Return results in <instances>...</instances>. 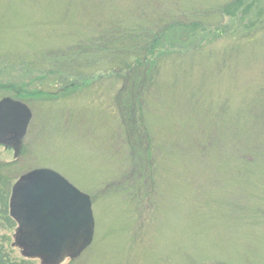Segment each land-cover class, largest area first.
<instances>
[{
  "label": "rangeland",
  "instance_id": "1",
  "mask_svg": "<svg viewBox=\"0 0 264 264\" xmlns=\"http://www.w3.org/2000/svg\"><path fill=\"white\" fill-rule=\"evenodd\" d=\"M140 59L163 67L152 148L125 123L143 78L118 74ZM5 98L33 113L20 158L0 145L12 260V188L48 169L93 203L94 242L62 264H264V0H0Z\"/></svg>",
  "mask_w": 264,
  "mask_h": 264
},
{
  "label": "water",
  "instance_id": "2",
  "mask_svg": "<svg viewBox=\"0 0 264 264\" xmlns=\"http://www.w3.org/2000/svg\"><path fill=\"white\" fill-rule=\"evenodd\" d=\"M30 108L11 98L0 101V145L15 158L32 120ZM10 214L18 224L14 246L26 259L61 264L78 259L92 245L95 218L89 195L48 169L22 175L12 188Z\"/></svg>",
  "mask_w": 264,
  "mask_h": 264
},
{
  "label": "trees",
  "instance_id": "3",
  "mask_svg": "<svg viewBox=\"0 0 264 264\" xmlns=\"http://www.w3.org/2000/svg\"><path fill=\"white\" fill-rule=\"evenodd\" d=\"M248 39H250V38H247V40ZM160 43L161 42H159V44ZM157 46H159V45H157ZM143 48L147 49L149 53L153 50L152 47L150 48L149 45L147 46L146 44H143ZM156 48H154V49H155V51H157L158 54L162 53L160 46L156 47ZM143 50L144 49H142V51ZM141 53H142L141 51L138 52L139 55H135L133 58L134 59L139 58V56H141ZM143 62H145V59L138 60L137 61V67H134V68H133L132 65H129V63L128 64L125 63L124 66L123 65H118V74L120 75L122 73V71H126L127 75L123 76V78L125 77L124 80H126V82L127 81L130 82V80L133 77L138 76V75H140L143 78V79H141V82L138 83V87L137 88H135L134 86H133L132 89L126 87L127 90H125V93H128V95H126V96L129 97V98H127L128 101L126 102V104L127 105L130 104V105L127 106L128 108L124 107L125 108L124 111L127 113L128 117L130 115V119L128 118L129 122L125 121V123H127L128 126H131V127L134 126L133 125L134 123L135 124L136 123L139 124L141 129H139V134H137V135L141 137V139L143 140L142 142H144L148 147L150 146V148H152V145H151V140L152 139L150 138L149 133L147 132L148 128H147V125L145 123L144 114L142 113V110L144 109V102H145L147 94L152 92L153 89H157V88H159L161 86V82H160L159 76H161L163 78V74H162L163 70H161L163 67H162L161 64L159 65V67H156L155 68L156 72L153 75L154 70H155L154 66L153 67L152 66L149 67L148 65H146L147 62H145V63H143ZM166 67L164 69H166ZM166 70H168V69H166ZM168 71H170V70H168ZM157 76H158V79H157ZM136 107L139 108L138 111H136ZM131 127H130V129L134 133L135 129H132ZM126 131L128 132V129ZM128 135H130V134L128 133ZM131 135H133V134H131ZM11 166L12 165H0V180L3 178V176L1 175L2 174L1 173L2 170L9 169ZM2 197L4 199V195L1 192V186H0V199ZM7 197H9V195ZM7 197H5V199H4V201H5L4 202L5 203L4 204V208H6V206L8 205V203H7L8 198ZM73 262H71V263H73ZM0 264H33V260L19 259V260L15 261V259L14 260L11 259L10 254L8 255V253L6 254L4 252V250L0 249Z\"/></svg>",
  "mask_w": 264,
  "mask_h": 264
}]
</instances>
